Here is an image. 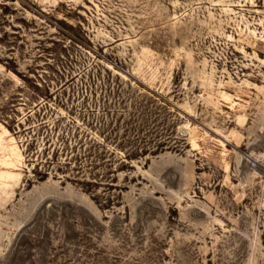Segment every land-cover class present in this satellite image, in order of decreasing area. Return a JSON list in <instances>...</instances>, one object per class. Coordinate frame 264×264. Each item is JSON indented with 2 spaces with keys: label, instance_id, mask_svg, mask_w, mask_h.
<instances>
[{
  "label": "rangeland",
  "instance_id": "obj_1",
  "mask_svg": "<svg viewBox=\"0 0 264 264\" xmlns=\"http://www.w3.org/2000/svg\"><path fill=\"white\" fill-rule=\"evenodd\" d=\"M0 264H264V0H0Z\"/></svg>",
  "mask_w": 264,
  "mask_h": 264
}]
</instances>
